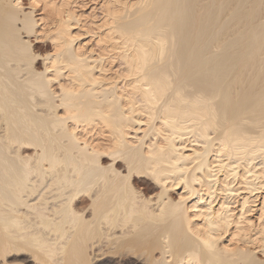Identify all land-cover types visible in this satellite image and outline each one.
Masks as SVG:
<instances>
[{
	"label": "bare ground",
	"instance_id": "bare-ground-1",
	"mask_svg": "<svg viewBox=\"0 0 264 264\" xmlns=\"http://www.w3.org/2000/svg\"><path fill=\"white\" fill-rule=\"evenodd\" d=\"M30 1L46 53L0 0V264H264V0L243 33L242 0H101L97 47L85 0Z\"/></svg>",
	"mask_w": 264,
	"mask_h": 264
},
{
	"label": "rangeland",
	"instance_id": "rangeland-1",
	"mask_svg": "<svg viewBox=\"0 0 264 264\" xmlns=\"http://www.w3.org/2000/svg\"><path fill=\"white\" fill-rule=\"evenodd\" d=\"M81 1H83V0H81ZM227 1H230L231 2L232 0H227ZM21 2H22V6H24V7H22V9H23L22 14H26L27 13V14L33 15L35 22L38 24V25L36 24V26H35V32L33 33L34 35L31 34L30 37H29V39L31 40V42L33 44H36V47H37V48H35L36 52L46 53L47 50H50L49 45H47L46 42H43V41H40V40L37 41L36 35L39 34V30L40 31L43 30V27H44V29L47 27L46 30L48 29V24L47 23H49V21L48 22H46V21L44 22V20L43 21L42 20L40 21V17L39 16H40V14H41L42 11H41V9L38 10V8L32 9L33 7L31 5V1L30 0H21ZM101 5H102V1L101 0H92V1L91 0H85L84 2L80 3V5H79L81 9L83 7V9H82L83 11L82 12H84V14H85L86 17H88L87 18V26L91 24V26H90L91 29L89 28V30H88V27L86 26L85 27L86 29L82 30V36L80 37V39L82 40V43L83 44H85L87 46H90L91 45L90 47H97L96 39H95L94 36H92V34H94V32H95L94 30L96 29L97 26L95 25L96 23H94L92 20H94V18H93L94 14L96 15V13H97L98 16L101 14V12H100L101 11L100 9L102 8ZM256 5H257V0H242L241 7H240V11H239L241 13V18L239 19V22L237 24V27L240 28V30H241L242 33L245 32L248 28L253 27L256 24V21L259 20V21H263L264 22V2L261 3V4H259V6H260L259 7V12H258L259 18L257 16V19L258 20H256V18L255 19L254 18L252 19L251 17L245 15V13L249 9H251L252 7H254ZM93 12H95V13L91 15V13H93ZM242 39H246L245 36H244V34H243V38ZM251 117H253V114H247L246 115V119L247 120L244 121V122H241L240 123V126H242V128L244 126L245 128H249L250 130L253 129V131H258L259 128L252 127V126H250L248 124L249 121H252V119H253ZM263 121H264V119H263ZM245 123H247V124H245ZM258 161H259V159H257L256 162H258ZM263 200H264V191L262 190L259 193V196L257 197V201L255 203V208H254V212H253V218L252 219L255 221V223H258L259 222V221H257L258 219L256 218V216L258 214V213H256V211L261 208V206L263 204ZM248 246L251 247V249L254 247L251 243L248 244ZM262 257H263V255H262Z\"/></svg>",
	"mask_w": 264,
	"mask_h": 264
}]
</instances>
